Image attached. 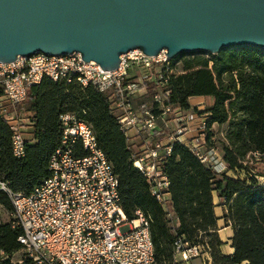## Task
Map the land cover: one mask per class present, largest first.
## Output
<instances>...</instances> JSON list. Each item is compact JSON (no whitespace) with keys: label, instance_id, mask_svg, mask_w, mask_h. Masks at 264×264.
Instances as JSON below:
<instances>
[{"label":"trees","instance_id":"trees-1","mask_svg":"<svg viewBox=\"0 0 264 264\" xmlns=\"http://www.w3.org/2000/svg\"><path fill=\"white\" fill-rule=\"evenodd\" d=\"M165 88L170 92L164 103L185 110L190 108L191 96L213 98L206 110V144L220 148L232 172L217 175L184 144L174 143L160 165L169 179L171 213L150 193L144 175L133 164V158L143 150L142 140L131 141L123 133L108 97L92 85L81 87L44 77L27 88L23 101L8 106L19 119L25 154L19 159L13 157L12 130L0 116V179L24 194L41 184L60 142L59 116L76 113L91 126L99 148L112 165L126 217L135 218L139 210L148 219L154 264H179L174 259L178 240L204 246L210 264H264V185L244 169L247 154H264V49L235 46L207 57L184 58L182 73L170 76ZM2 96L0 91V100L6 104ZM225 122L228 129L224 140H218L212 126ZM86 153L77 142L75 155ZM213 193L220 198L222 218L232 227L231 254L221 251ZM4 211L10 215L7 220L2 218ZM12 213L9 197L0 190V264H12L9 256L23 251L17 240L21 231L13 225ZM23 264L32 263L24 259Z\"/></svg>","mask_w":264,"mask_h":264},{"label":"built area","instance_id":"built-area-1","mask_svg":"<svg viewBox=\"0 0 264 264\" xmlns=\"http://www.w3.org/2000/svg\"><path fill=\"white\" fill-rule=\"evenodd\" d=\"M176 58L168 57L165 49L156 55L133 49L121 54L117 67L111 70L83 60L79 52L19 55L11 62H0V91L6 101L4 104L0 100V116L12 130L13 157L24 156L25 141L19 119L8 106L23 101L29 86L44 77L75 82L81 87L92 85L108 97L123 133L130 139L142 140L143 150L133 158V164L144 175L150 193L171 213L169 179L160 165L174 143L184 144L217 175H232L217 147L206 144L207 114L199 116L196 110L164 103L170 92L165 84L170 76L179 73ZM146 98H150L151 107ZM168 115L174 116L175 127L165 134L166 143L154 140L156 120L164 121ZM59 119L60 142L42 183L24 194L0 179V190L13 206V225L21 231L17 240L23 246L24 258L17 262L22 264L28 259L32 264H154L148 219L139 210L135 218L126 217L120 205L117 176L91 126L76 113H62ZM195 121L196 133L186 139ZM77 142L87 152L85 155H75ZM192 258L210 264L204 246L178 240L175 262L186 263Z\"/></svg>","mask_w":264,"mask_h":264},{"label":"water","instance_id":"water-1","mask_svg":"<svg viewBox=\"0 0 264 264\" xmlns=\"http://www.w3.org/2000/svg\"><path fill=\"white\" fill-rule=\"evenodd\" d=\"M264 49V0H0V62L79 52L114 69L133 49L174 58Z\"/></svg>","mask_w":264,"mask_h":264},{"label":"crops","instance_id":"crops-1","mask_svg":"<svg viewBox=\"0 0 264 264\" xmlns=\"http://www.w3.org/2000/svg\"><path fill=\"white\" fill-rule=\"evenodd\" d=\"M203 98L205 100H203ZM204 101L207 102L206 108H204V105H202V102H204ZM213 102H214V100L211 96H191L188 98V103L190 105L189 109L196 110L198 112L199 116H202L205 114H207V116H208V112H206V110L212 106ZM200 105H202V106H200ZM164 125L168 129L167 132L172 131L173 128L175 127L174 116L168 115L166 117V119L164 120ZM195 126H196V121L193 123L192 132L188 133L184 136L186 139H190V138L194 137V135L196 133L195 129H194ZM166 127H165V129H166ZM215 127H218L219 130H215ZM212 129H213L215 138L223 141L224 135L228 129V123L225 122L222 124H214L212 126ZM162 133H163V131H161V128H159L158 130H155L153 139L154 138L161 139L164 143H166V141H167L166 136H161ZM132 140L137 141L138 139L132 138L131 141ZM137 142H139V141H137ZM213 202L215 204L214 213L217 217L218 235H219V238L221 239V241L224 243L225 239L223 238V236L226 235L227 237L230 238L232 235V227H231L230 222H224V219L222 218L223 208H222V205H220V202H221L220 198L217 196L216 193H213ZM221 249H222V252L224 254H231L233 251L232 247L227 249V248H224V245L221 246ZM194 260H195V258H192V259H190V262H193ZM188 262H186V263L188 264Z\"/></svg>","mask_w":264,"mask_h":264},{"label":"rangeland","instance_id":"rangeland-1","mask_svg":"<svg viewBox=\"0 0 264 264\" xmlns=\"http://www.w3.org/2000/svg\"><path fill=\"white\" fill-rule=\"evenodd\" d=\"M208 54L210 53H205V52H193V53H186V54H182L180 55V57L178 59H176V69L179 71L178 74L182 73L181 70H182V62H183V59L184 58H189V57H193L194 55H202V56H208ZM2 98H4V96H2ZM148 106L151 107V101H150V98H146L144 99ZM203 100H205L203 98ZM207 102L204 101L202 102V105H204V108H206V105ZM200 105V106H202ZM157 114V111L156 113ZM164 121H162L160 118H158L156 120V130H158L159 128H161V131H163L162 135L161 136H165V134L167 133V127L165 129L164 127ZM215 130H219L218 127H215ZM133 141V140H132ZM137 141H140V139H138ZM218 151L221 153V150L219 147H217ZM244 169L247 170L249 173H250V178H253L255 181H257L259 184L261 185H264V154L262 153H259V152H251L249 154H247V156L245 157V160H244ZM5 214H3L4 216L2 217L4 220H7L9 219L10 215L9 213H7L6 211H4ZM225 222V221H224ZM223 238L225 239L223 245H224V248H227L229 249L231 247V241H230V238L227 237L226 235L223 236ZM222 251V249H221ZM24 258V254L21 252V251H18V252H14L12 253L10 256H9V259H10V262L12 264H19L17 261L19 259H22ZM23 264V263H22ZM179 264H187V263H179ZM188 264H203V262L198 259V258H195V260L193 262H188Z\"/></svg>","mask_w":264,"mask_h":264}]
</instances>
